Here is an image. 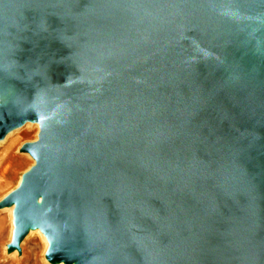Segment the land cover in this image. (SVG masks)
<instances>
[{"label": "water", "instance_id": "1", "mask_svg": "<svg viewBox=\"0 0 264 264\" xmlns=\"http://www.w3.org/2000/svg\"><path fill=\"white\" fill-rule=\"evenodd\" d=\"M0 140L39 126L9 250L64 264H264V0H0Z\"/></svg>", "mask_w": 264, "mask_h": 264}, {"label": "rangeland", "instance_id": "2", "mask_svg": "<svg viewBox=\"0 0 264 264\" xmlns=\"http://www.w3.org/2000/svg\"><path fill=\"white\" fill-rule=\"evenodd\" d=\"M9 93L10 90H6L3 94H0V104L5 103ZM38 132L39 126L38 130L37 127H33L29 130H19L18 133L10 139L8 147L6 146L7 139L0 145V201L18 187L16 184L19 179V174L32 164L28 156L15 155L17 147L22 142L23 145L25 143L34 142L37 139ZM28 155L30 156V154ZM11 225H13V229L10 233ZM13 232L14 216L12 217V221H10V214L7 208H0V264L49 263L46 258L49 242L45 249L43 240L39 236L33 234L22 241L21 254H18V252H16L15 256H11V253L8 254L9 251H11L9 250V244L12 241Z\"/></svg>", "mask_w": 264, "mask_h": 264}, {"label": "bare ground", "instance_id": "3", "mask_svg": "<svg viewBox=\"0 0 264 264\" xmlns=\"http://www.w3.org/2000/svg\"><path fill=\"white\" fill-rule=\"evenodd\" d=\"M36 128L37 127V130H38V124L36 123V122H32V121H26L25 123H23L21 126H19V127H16V128H14V129H12V130H10L1 140H0V145L1 144H3L5 141H6V139H7V141H6V146L8 147V144H9V141H10V139L14 136V135H16L17 133H18V131L19 130H29V129H31V128ZM36 136H37V134H36ZM22 145H23V142L17 147V149H16V151H15V155L16 156H21V155H26V156H28L30 159H31V161H32V164L26 169V170H24V171H22L20 174H19V179H18V181H17V184H16V186H18L19 184H20V182H21V179H22V176H23V174L25 173V172H27L28 170H29V168L34 164V159L32 158V157H30L29 155H28V153L26 154V152H24V151H22ZM6 194V193H5ZM3 208H7V210L9 211V214H10V221H12V215H13V210H14V204H12V205H10V206H7V207H3ZM3 208H1V209H3ZM12 229H13V225H11V230H10V233L12 232ZM37 235V236H39L42 240H43V242H44V244H45V249L47 248V246H48V241H47V239H46V237H45V235L43 234V232L39 229V228H30L29 230H28V232H27V234H26V236L22 239V241L24 240V239H26V238H28L30 235ZM22 241L20 242V245H19V248H14V249H12L11 251H9V253L8 254H10L11 253V256H15V254H16V252H18V254H21V246H22ZM48 264H64L62 261L61 262H49ZM72 264H75V263H72Z\"/></svg>", "mask_w": 264, "mask_h": 264}]
</instances>
